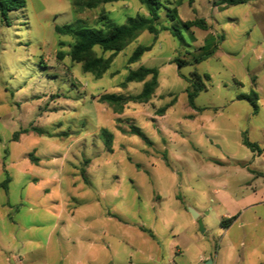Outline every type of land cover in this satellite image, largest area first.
Returning <instances> with one entry per match:
<instances>
[{"label":"rangeland","instance_id":"1","mask_svg":"<svg viewBox=\"0 0 264 264\" xmlns=\"http://www.w3.org/2000/svg\"><path fill=\"white\" fill-rule=\"evenodd\" d=\"M234 1L159 0L158 33L143 31L101 78L72 62L56 27L104 28L102 9L123 25L148 15L139 0L0 11V264H264V0ZM197 19L207 29L184 25ZM140 67L159 71L148 103L118 114L99 102L139 94L143 83L120 86ZM194 71L210 80L192 107ZM253 90L257 111L242 98Z\"/></svg>","mask_w":264,"mask_h":264},{"label":"trees","instance_id":"2","mask_svg":"<svg viewBox=\"0 0 264 264\" xmlns=\"http://www.w3.org/2000/svg\"><path fill=\"white\" fill-rule=\"evenodd\" d=\"M77 12H82L84 9H94L102 4L116 2L118 0H72ZM140 3L147 9L148 15H138L136 17H130L123 25H117L110 21L104 9L100 14V21L105 22L104 28H90V27H73L64 26L56 27V32L62 36H70L73 39V44L70 45L69 56L72 62L81 63L84 72L91 73L95 78H101L110 69L114 57L123 51L132 41L136 40L143 31H149L152 34H157L158 29L155 25L159 19L158 11L161 7L159 0H139ZM193 0H190L192 2ZM225 1V0H224ZM232 3L237 1L231 0ZM26 6V0H0V11L6 16L7 12L22 9ZM168 16L171 19H175L177 16L176 9L167 8ZM184 25L188 28L199 27L201 29H207V24L202 19L186 21ZM156 39V37H155ZM96 48H99L102 52H110L109 57L98 55ZM152 45L139 46L135 49L132 55L128 59V64L138 62L142 55L149 51ZM213 55V51L201 54L195 57L193 61L198 63L207 59ZM62 57V53H59ZM172 62H176L180 68L188 65L189 62L184 59H174ZM159 71L157 68L140 67L138 70H131L126 77L125 81L121 83L122 88H126L131 82L143 83V89L139 94L125 96L123 94H103L99 97V102L107 104L113 108L115 113H122L124 105L133 103H148L157 87L159 86ZM190 82V88L188 89L189 103L192 107H195V97L203 90L207 88L206 82L210 80L208 74H200L196 71L192 72L189 77L183 76ZM248 99L254 109L257 111L258 105V93L252 91L250 96L242 97ZM167 107L158 109L157 115H164ZM129 134H134L142 137L146 142L150 143L147 137L137 126L132 125ZM104 138L105 146L111 152H113V134L107 130L102 129L100 132ZM246 145L253 147L247 140L244 141ZM10 179L7 178L0 187L7 189ZM235 217H231L224 221L227 226Z\"/></svg>","mask_w":264,"mask_h":264}]
</instances>
